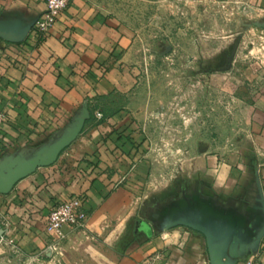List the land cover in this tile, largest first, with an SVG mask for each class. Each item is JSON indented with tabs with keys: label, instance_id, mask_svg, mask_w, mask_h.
I'll return each mask as SVG.
<instances>
[{
	"label": "crops",
	"instance_id": "obj_1",
	"mask_svg": "<svg viewBox=\"0 0 264 264\" xmlns=\"http://www.w3.org/2000/svg\"><path fill=\"white\" fill-rule=\"evenodd\" d=\"M224 1L237 5L238 14L256 12L264 26V0ZM44 8V0H0V177L46 158L85 112L88 118L52 164L0 193V264H210L202 233L165 228L186 206L218 210L244 236L257 230L263 223L255 180L264 197V94L245 108L247 146L224 153L198 148L181 171H170L180 158L169 150L154 153L141 111L132 106L141 83L132 58L134 27L98 0H73L37 41L32 26ZM157 163L164 165L159 175ZM72 196L82 200L84 225L67 228L58 250L50 251L47 215ZM248 261L264 264V234L235 264Z\"/></svg>",
	"mask_w": 264,
	"mask_h": 264
},
{
	"label": "rangeland",
	"instance_id": "obj_2",
	"mask_svg": "<svg viewBox=\"0 0 264 264\" xmlns=\"http://www.w3.org/2000/svg\"><path fill=\"white\" fill-rule=\"evenodd\" d=\"M98 1L136 30L132 58L141 83L132 106L154 153L180 158L170 171H181L198 148L247 146L245 108L264 94V26L256 12L238 14L224 0Z\"/></svg>",
	"mask_w": 264,
	"mask_h": 264
},
{
	"label": "water",
	"instance_id": "obj_3",
	"mask_svg": "<svg viewBox=\"0 0 264 264\" xmlns=\"http://www.w3.org/2000/svg\"><path fill=\"white\" fill-rule=\"evenodd\" d=\"M88 118L85 112L78 126L60 143L52 148L44 159L33 161L25 169L18 173H10L6 177H0V193H7L13 184L20 178L30 174L39 166L52 164L58 153L67 146L80 132L84 119ZM256 209L262 213L263 223L255 231L244 232L233 223H224L218 210L202 207L194 209L186 206L185 209L175 212L167 221L165 228L183 225L203 234L210 264H235L238 258L256 249L260 238L264 234V197L260 180L256 177ZM145 232H150L146 227ZM2 230L0 231V235Z\"/></svg>",
	"mask_w": 264,
	"mask_h": 264
},
{
	"label": "built area",
	"instance_id": "obj_4",
	"mask_svg": "<svg viewBox=\"0 0 264 264\" xmlns=\"http://www.w3.org/2000/svg\"><path fill=\"white\" fill-rule=\"evenodd\" d=\"M45 8L36 20L32 29L34 31V39L37 41L43 39L56 23L60 14L66 9L68 4L73 0H44ZM96 118H101L100 111L95 113ZM4 112L0 111V128L4 121ZM86 220V212L83 208L82 200L78 196L67 198L54 205L48 215L45 230L50 236L48 249L57 251L63 239L65 238V230L78 229L84 225ZM6 243L12 244V239L6 238ZM248 261L247 264H251Z\"/></svg>",
	"mask_w": 264,
	"mask_h": 264
},
{
	"label": "flooded vegetation",
	"instance_id": "obj_5",
	"mask_svg": "<svg viewBox=\"0 0 264 264\" xmlns=\"http://www.w3.org/2000/svg\"><path fill=\"white\" fill-rule=\"evenodd\" d=\"M140 226L142 230H144L146 227H149L145 222H141Z\"/></svg>",
	"mask_w": 264,
	"mask_h": 264
},
{
	"label": "trees",
	"instance_id": "obj_6",
	"mask_svg": "<svg viewBox=\"0 0 264 264\" xmlns=\"http://www.w3.org/2000/svg\"><path fill=\"white\" fill-rule=\"evenodd\" d=\"M108 111H109V109L106 110V112L104 111V113H103V111H102V117H101V119L103 118V116L105 115V113L107 114Z\"/></svg>",
	"mask_w": 264,
	"mask_h": 264
}]
</instances>
